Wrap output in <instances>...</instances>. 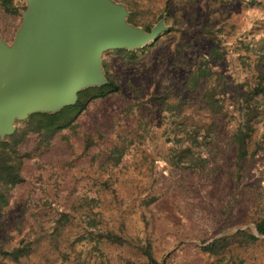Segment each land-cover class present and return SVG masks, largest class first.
Instances as JSON below:
<instances>
[{
    "label": "rangeland",
    "instance_id": "obj_1",
    "mask_svg": "<svg viewBox=\"0 0 264 264\" xmlns=\"http://www.w3.org/2000/svg\"><path fill=\"white\" fill-rule=\"evenodd\" d=\"M7 1L17 11L0 2V45L14 54L29 0ZM108 1L128 27L162 29L154 40L101 53L102 79L118 91L89 102L71 129L41 145L28 132L19 143L23 181L0 212V264H151L146 251L155 264H264L256 230L264 220V111L245 158L231 138L264 52V0ZM204 93L220 106L216 116ZM25 120L14 119L13 131ZM203 122L215 123L213 131H197L191 145ZM186 147L193 161L177 163ZM220 238L231 245L202 250Z\"/></svg>",
    "mask_w": 264,
    "mask_h": 264
},
{
    "label": "water",
    "instance_id": "obj_2",
    "mask_svg": "<svg viewBox=\"0 0 264 264\" xmlns=\"http://www.w3.org/2000/svg\"><path fill=\"white\" fill-rule=\"evenodd\" d=\"M125 12L108 0H29L17 52L0 45V136L14 119L54 112L76 101L81 89L100 85V55L154 40L128 27Z\"/></svg>",
    "mask_w": 264,
    "mask_h": 264
},
{
    "label": "trees",
    "instance_id": "obj_3",
    "mask_svg": "<svg viewBox=\"0 0 264 264\" xmlns=\"http://www.w3.org/2000/svg\"><path fill=\"white\" fill-rule=\"evenodd\" d=\"M2 7L8 14H15L16 8L12 5V2L7 0H0ZM131 57H134L133 53H130ZM253 77L249 84L246 85L241 96L240 105V125L236 128L232 134V143L237 151L240 159L246 157L249 145L248 140L253 132V121L259 113L264 111V52L258 57V64L253 68ZM204 72H196V76L193 78L196 87L197 80L203 77ZM118 91L117 83L112 80L107 74L105 75L104 82L100 85L88 86L76 94V101L67 106H63L54 112H35L29 114L24 122L26 128L19 131H12L10 134L0 136V212L7 206V196L9 190L19 185L23 181L21 176V161L18 154V145L22 142V139L28 132L35 134L39 140L38 144H47L52 138L59 132L67 129H71L78 116L86 109L89 102L96 99H104L110 94ZM207 93V91H206ZM204 99V107L211 116H216L220 111L214 99L207 98V94H202ZM212 95V94H211ZM261 108V112L260 111ZM215 123H204L201 126H193L191 141L192 144L196 143L197 131H213ZM190 145V146H191ZM182 157L178 158L180 164H189L193 161L192 158H187L190 154V147L184 148ZM22 158V156H21ZM203 161H201L202 164ZM256 230L259 235L264 236V220L256 223ZM238 235L245 236L244 232H238ZM107 238L115 243H123L122 238L117 235L108 234ZM251 241H256L255 236L247 237ZM232 239L220 238L212 241L202 248V250L210 255L217 254L224 251L231 245ZM17 256L20 255V250L15 252ZM145 256L149 263L155 264L150 252L146 251Z\"/></svg>",
    "mask_w": 264,
    "mask_h": 264
}]
</instances>
